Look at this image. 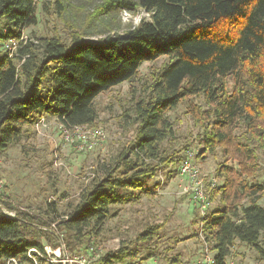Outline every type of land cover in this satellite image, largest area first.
<instances>
[{"label": "trees", "instance_id": "trees-1", "mask_svg": "<svg viewBox=\"0 0 264 264\" xmlns=\"http://www.w3.org/2000/svg\"><path fill=\"white\" fill-rule=\"evenodd\" d=\"M121 11H142L149 19L98 40L73 32L67 43L25 41L10 53L5 43L19 42L22 31L35 25V0H0V156L40 118L95 127L100 95L133 83L143 64L163 60L131 108L134 140L102 176L91 179L69 212L59 213L53 202L33 216L0 197V264L9 259L33 264L28 251L42 254L43 243L54 241L64 242L71 255L81 254L115 216L113 206L155 195L158 184L150 189L148 183L160 168L184 161L165 149L173 138L167 115L182 104L200 131L197 158L218 147L236 164L234 177L228 167L218 170L224 183L209 201L219 195L220 207L200 220L204 240L216 253L214 263L226 264L235 242L251 247L264 262V185L247 181L256 179L258 152L264 153V0H103L96 14ZM3 209L15 211L16 218L7 219ZM159 228H147L139 240L152 241ZM137 255V249H120L97 264H123ZM167 263L180 264V255Z\"/></svg>", "mask_w": 264, "mask_h": 264}, {"label": "rangeland", "instance_id": "rangeland-1", "mask_svg": "<svg viewBox=\"0 0 264 264\" xmlns=\"http://www.w3.org/2000/svg\"><path fill=\"white\" fill-rule=\"evenodd\" d=\"M57 2L60 3L59 9ZM102 3L103 0H35V25L25 28L22 34L26 41L38 44V39L46 38H58L67 43L73 32L98 40L121 34L138 26L143 19H149L142 11L97 15ZM162 64V59L143 64L133 83H123L95 100L98 121L92 128L100 129L105 139L92 150L80 152L65 142L58 123L52 118L45 117L44 124L37 128L34 125L18 145L10 146L0 156L3 195L25 214L40 215L53 202L59 213L69 212L70 205L77 204L80 192L91 179L102 176L123 148L134 140L131 108L144 95L151 73L158 71ZM194 103L202 107L200 101ZM187 111L188 106L182 104L167 115L173 126V138L165 144V149L168 154L174 152L182 156L183 160L192 155L191 164L199 170V181L208 206L202 211L201 205L193 202V185L180 175L183 161L176 167H161L148 183L150 189L158 184L155 195L142 196L137 204L113 206L115 216L105 222L103 230L91 241L88 249H81V254L90 256L92 264H97L109 252L128 248L137 249L138 255L134 261L126 259L123 264H168V258L176 254L180 255V264H203L206 257L216 256L204 240L200 220L220 207L219 195L209 201L212 191L224 183V177L218 170L228 167L234 177L236 164L231 153L228 155L218 147L213 153L197 158L203 144L200 131ZM257 165L256 179L247 178V181L264 185L262 152H258ZM152 227H160L156 238L148 243L141 242L139 236ZM51 229L54 230L53 227ZM43 245L41 255L45 259L44 264H56L62 251L69 254L64 242ZM261 245L264 248V237ZM149 253L152 256L144 260ZM226 264L264 262L251 247L235 242Z\"/></svg>", "mask_w": 264, "mask_h": 264}, {"label": "built area", "instance_id": "built-area-1", "mask_svg": "<svg viewBox=\"0 0 264 264\" xmlns=\"http://www.w3.org/2000/svg\"><path fill=\"white\" fill-rule=\"evenodd\" d=\"M147 15V14H146ZM148 16V15H147ZM149 17V16H148ZM26 39L24 36L20 38V41H16L15 39H10L5 43V48L10 52L13 53L19 47V43H25ZM45 119L40 118L39 121L36 123V128L39 125L44 124ZM59 130L61 133V138L71 144L74 145L77 151H86L92 150L96 147L97 143H102L105 139V136L101 132L100 129L87 127V126H75V127H67L64 125H59ZM191 154L187 156V158L183 161L181 165V176H185L190 183H192V200L194 203L201 205L202 211L206 209L208 206L207 199L205 196L204 191H202V185L199 181V170L191 164ZM4 185L3 181L0 178V197L3 195ZM3 215L7 219H14L16 218L15 211H7L6 209L2 210ZM61 250V249H60ZM63 250V249H62ZM92 252V249L89 250ZM33 253L36 254L39 258H42L41 253H39L35 249H30L27 253L28 258L33 262V264H37L36 257L33 256ZM90 257V256H89ZM83 255H70L68 253H63L60 255L59 259H57L56 263L58 264H92L90 258ZM45 260V259H44ZM206 262L203 264H215L213 257H206ZM6 264H17L16 260L9 259L6 261Z\"/></svg>", "mask_w": 264, "mask_h": 264}]
</instances>
